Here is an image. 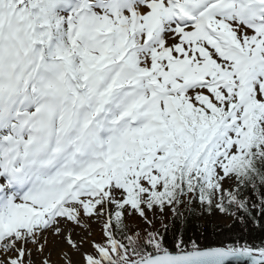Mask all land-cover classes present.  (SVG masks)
Segmentation results:
<instances>
[{
    "label": "snow or ice",
    "instance_id": "6c2138e0",
    "mask_svg": "<svg viewBox=\"0 0 264 264\" xmlns=\"http://www.w3.org/2000/svg\"><path fill=\"white\" fill-rule=\"evenodd\" d=\"M0 264H264V0H0Z\"/></svg>",
    "mask_w": 264,
    "mask_h": 264
},
{
    "label": "rangeland",
    "instance_id": "374dc122",
    "mask_svg": "<svg viewBox=\"0 0 264 264\" xmlns=\"http://www.w3.org/2000/svg\"><path fill=\"white\" fill-rule=\"evenodd\" d=\"M212 220H213V222H215V223L224 224V225L230 223V221H228V220H226V219L219 218V217L214 218V219H212Z\"/></svg>",
    "mask_w": 264,
    "mask_h": 264
},
{
    "label": "trees",
    "instance_id": "16d2710c",
    "mask_svg": "<svg viewBox=\"0 0 264 264\" xmlns=\"http://www.w3.org/2000/svg\"><path fill=\"white\" fill-rule=\"evenodd\" d=\"M205 223L206 224H211V225H214V226H218V227H223L224 226V224L215 223V222H213V220H206Z\"/></svg>",
    "mask_w": 264,
    "mask_h": 264
}]
</instances>
